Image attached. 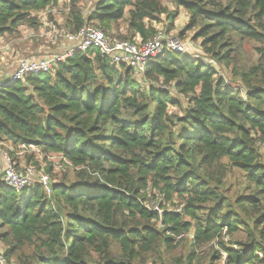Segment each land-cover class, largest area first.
I'll use <instances>...</instances> for the list:
<instances>
[{
	"label": "trees",
	"instance_id": "1",
	"mask_svg": "<svg viewBox=\"0 0 264 264\" xmlns=\"http://www.w3.org/2000/svg\"><path fill=\"white\" fill-rule=\"evenodd\" d=\"M59 1L0 0V36L37 30L34 15ZM168 1L178 10L163 0H99L89 15L73 1L66 29L111 34L128 21L131 35L118 38L147 40L161 16L172 26L183 9L193 40L219 65L239 68L244 89L173 51L149 62L145 81L90 51L4 86L0 142L68 163L50 195L41 185L8 188L0 168V242L9 262L149 264L167 254L162 264H195L198 251L217 245L213 264L223 256L226 264H264V0ZM245 41L263 45L258 64H239ZM232 170L247 184L234 199ZM155 193L158 210L148 205ZM183 243L190 252L174 257Z\"/></svg>",
	"mask_w": 264,
	"mask_h": 264
},
{
	"label": "rangeland",
	"instance_id": "2",
	"mask_svg": "<svg viewBox=\"0 0 264 264\" xmlns=\"http://www.w3.org/2000/svg\"><path fill=\"white\" fill-rule=\"evenodd\" d=\"M73 1H76V3L78 4V6H80L85 15H89L99 3V0H61L57 7L52 8L54 12L50 14L49 18L45 14L46 20H48L51 24L50 27L43 25L45 21L42 15L39 16L35 14L34 16L37 17V19L39 18V28H37V30H34L28 27L27 25L22 26L21 28L19 27V29L12 34H5L0 36V43L2 41H6L5 45L10 46L11 49H20L28 45L32 46V48L29 50V53L24 54V56L26 57L23 59L53 56L55 53L52 52L54 51V48L56 46L53 44L54 40H51V37H53V35L51 34L53 31V27L59 30L66 29L64 25L68 13L66 9H68L69 5H72ZM163 3L170 13H173L178 10L177 7L168 0H163ZM179 14V17L174 21L172 26L170 25V21L167 19L166 15L161 16L160 23L153 24L154 28L157 31V34L162 32L167 39L172 38L180 40L181 43L185 44L186 47H188L187 55L202 60L204 63L214 67L219 76L224 77L230 84H233L234 86L239 87L243 90L244 85L241 81V78L237 75L239 68L233 70V67L227 68L225 65H219L216 61L212 60V58L209 57L201 48V40H193V37L197 30H187V27L190 22L189 14L183 9H179ZM182 32H185L184 37H181ZM108 35H113L117 38L119 36H130L131 34L128 29V21L121 22L119 24L118 30H115L114 33ZM262 47V44L256 42L245 41L241 43L240 49L238 51L239 64L242 66H252L258 64L259 57L257 56V49ZM28 48L29 47H26L27 50ZM143 81L145 80L143 79ZM142 84L146 88L149 87V82L147 81L142 82ZM172 95L174 96L175 93L173 92ZM177 99L183 100L181 97H177ZM172 110L174 109L172 108ZM13 147L15 146H12L7 142H0V157L1 155L10 154L12 156L11 158L14 159L16 167L19 171H24L27 168H34L37 174H45L51 177L53 184L59 182L61 178L66 175L67 170H59L56 168L55 165H58L57 162L59 161V158H57L56 156L49 155L48 157H46V155L43 154L42 151L37 148L26 149L22 146H18L15 148ZM225 163H227L226 160ZM3 167L4 166L0 160V168L2 169ZM47 173L50 175H48ZM69 179L73 181L74 175L71 174L69 176ZM246 187L247 184L244 179L243 173H240L236 170H232L228 174L227 188L229 190V196L232 199L236 198L238 194H245L244 189ZM155 194H151V196L149 197L148 205L154 209H159L160 204L158 205V201L161 200V198L158 197L157 194ZM169 208L174 209V206L169 205ZM6 250V246L2 242H0V254L4 255ZM190 250V246L187 243H183L177 253L174 255V257H185L190 252ZM218 250L219 247L217 245H208L204 247L201 251L197 252L195 264H213L212 256H214L215 252ZM162 260L169 262L170 256L167 254H156L153 256L149 264H155L156 261L157 264H162ZM4 264L18 263L15 259H12L11 262L6 259ZM214 264H226V256H223L221 260L217 259Z\"/></svg>",
	"mask_w": 264,
	"mask_h": 264
},
{
	"label": "built area",
	"instance_id": "3",
	"mask_svg": "<svg viewBox=\"0 0 264 264\" xmlns=\"http://www.w3.org/2000/svg\"><path fill=\"white\" fill-rule=\"evenodd\" d=\"M60 2L61 0L59 3ZM52 8L54 7H49L41 12L45 21L43 25L47 27H50L51 24L46 20L45 14L49 18L50 14L54 12ZM66 11H70V5ZM51 34L53 35V37H51V40H54L53 43L59 40H64L68 43V52L66 55L61 56L59 54H54L53 56L20 60L15 72L10 77L0 82V90L13 82H25L29 76L50 74L54 71L59 62L65 61L78 52H99L101 55L108 58L112 65L131 68L135 75L141 78V81L144 79V73L149 62L159 58L167 51L179 52L184 55H187L188 52V47L181 43L180 40L172 38L167 39L162 32L147 40H143L140 36H137L132 41L121 40L115 36H110L106 32L91 25H85L77 32L73 33L69 32L67 29L59 30L53 27ZM22 147L26 149L37 148L35 146L26 145ZM11 157L10 154L1 155L0 157L4 166L2 168V178L4 184L8 188L21 192L35 185H41L45 193L50 195L52 185L51 177L45 174H37L34 168H27L24 171H19L14 159ZM56 157L59 158V161L57 162L58 165L55 166L57 169L61 170L64 165L68 163L64 162L62 157ZM0 255V264H4L6 259L3 254Z\"/></svg>",
	"mask_w": 264,
	"mask_h": 264
},
{
	"label": "crops",
	"instance_id": "4",
	"mask_svg": "<svg viewBox=\"0 0 264 264\" xmlns=\"http://www.w3.org/2000/svg\"><path fill=\"white\" fill-rule=\"evenodd\" d=\"M37 15L40 16L42 14L40 13ZM65 23L64 25L66 28ZM5 43L6 41H2L0 43V82L7 79L15 72L20 60H23V58L26 57L24 56V54L29 53V50L32 48V46L28 45L20 49H15V48L11 49V47L6 46ZM53 44L56 46L52 53L59 54L61 56L66 55V53L68 52V49H67L68 43H66L64 40H59L58 42L53 43ZM26 47H29L28 50L26 49Z\"/></svg>",
	"mask_w": 264,
	"mask_h": 264
},
{
	"label": "bare ground",
	"instance_id": "5",
	"mask_svg": "<svg viewBox=\"0 0 264 264\" xmlns=\"http://www.w3.org/2000/svg\"><path fill=\"white\" fill-rule=\"evenodd\" d=\"M109 61V60H108Z\"/></svg>",
	"mask_w": 264,
	"mask_h": 264
}]
</instances>
